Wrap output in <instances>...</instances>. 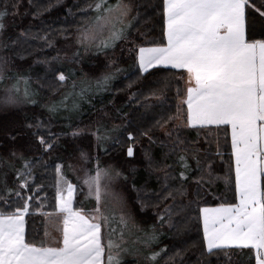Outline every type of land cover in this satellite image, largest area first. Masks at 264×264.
Masks as SVG:
<instances>
[{"label":"snow or ice","instance_id":"snow-or-ice-1","mask_svg":"<svg viewBox=\"0 0 264 264\" xmlns=\"http://www.w3.org/2000/svg\"><path fill=\"white\" fill-rule=\"evenodd\" d=\"M19 7L17 0L0 5V53H3L0 55V84L5 79L13 81L2 89L0 110L18 107L21 103H36L34 97L38 92L31 89L32 76L24 75V69L15 64L16 58H25L17 48L23 49L28 38H42L51 46L46 36L26 32H21L14 39L10 36L5 39V21L10 13L15 15L13 10ZM158 8L163 20V37L167 41L163 46H143L131 38L130 29L137 17L132 16V5L123 3V0L114 7L107 0H93L88 9H81L82 12H94L95 16L78 36L79 43L87 50L107 30L108 37L96 44L98 50L115 47L117 41H126L130 45L129 51L136 52L135 59L141 73L163 67L179 70L181 77L187 74L186 89L177 106L176 116L158 120L153 125V128L165 129L168 123L181 121L166 129V139L152 135L153 128L142 130L138 135H128V140L133 142L126 149L129 158L136 155L135 144L142 137L147 138L149 147L141 149L145 171L160 183V189L151 193L146 185L137 187L133 183L139 210L157 209L160 227L167 225L177 233L189 231L193 221L197 224L202 221V243L194 241L191 245L201 249L195 264H213L211 257L218 258L222 252L231 260L229 249H248L249 253L254 250L255 264H264V0H160ZM69 14H72L71 9ZM53 60L63 63L58 56ZM78 60L79 53L72 57V63ZM37 63L49 67L44 76L36 77V82L43 88L45 84L42 81H47V87L53 92L59 91L75 75L66 74L62 67L52 68L46 59L37 60ZM12 68L15 71L6 76ZM113 76V73L104 75L97 82L98 87L106 86ZM63 105V100L45 105L50 118ZM183 105H186V114ZM76 107L73 105L74 109ZM42 126V121H25L24 124V127L36 130L31 133L35 137V145L31 146L50 153L64 133H52L50 128L43 132L40 130ZM211 126L216 129L223 126L225 137L230 129L231 155L235 159L234 194L238 200V203H221L214 208L200 206L202 190L213 182L212 162L207 155L201 156V148L194 146L199 141L183 139L179 131L181 127L208 128L211 131ZM82 133L79 128L70 131L73 138L80 137ZM98 133L99 129L92 134L99 140L102 137ZM18 135H24V132H14L11 139L15 141ZM217 144L216 156L219 157L222 155L219 140ZM153 145H159L163 152L159 160L153 155ZM172 157L179 161L182 169L178 175L171 170L173 165L167 164ZM190 160L195 161V170L199 172L194 194L185 183L189 181L188 173L193 168ZM79 163L84 175L78 177L76 185L62 172L63 164L56 166L58 179L54 209L41 213L55 218L49 220L52 231L46 227L43 238L37 233L26 239L25 217L29 215L30 202L34 198L30 193L33 188L38 189L34 181L29 182L35 161L23 151H11L6 167L14 171L16 183L14 189L6 181L0 185V264H123L122 253L129 251L123 247V231L118 240L114 238L116 229L111 228V223L115 217L105 215L102 204L108 198L120 205L125 201L120 193L110 189L109 184H101V178L109 182H127L134 180L135 170L128 176L116 169L101 168L97 159L95 175H92L88 167L92 157L83 151L79 154ZM67 167L76 170L74 164ZM85 187L87 192L83 191ZM229 187L231 190V185ZM78 188L85 200H95L90 212L83 210V202L74 207ZM119 219L127 227L126 215L122 214ZM105 226L109 228L107 242L102 233ZM53 231L60 235L53 236ZM156 240L157 229L153 226L151 231L145 232L143 240L144 247L149 249L143 254L146 264H160L163 259L161 253L153 248ZM185 251L186 248L175 255L180 257ZM180 264H192V261L181 260Z\"/></svg>","mask_w":264,"mask_h":264},{"label":"trees","instance_id":"trees-1","mask_svg":"<svg viewBox=\"0 0 264 264\" xmlns=\"http://www.w3.org/2000/svg\"><path fill=\"white\" fill-rule=\"evenodd\" d=\"M133 7L132 16L134 27L130 29L131 38L137 44L143 46H163L166 39L163 37V20L160 15L158 5L160 0H124ZM93 0H17L20 4L15 15L9 14L5 23L7 32L5 39L18 37L21 32L38 34L44 39L28 38L22 51L24 59H15V64L24 69V75H31V89L38 92L34 97L35 104L22 103L20 107L10 109L0 113V185L6 181L10 188H15L16 175L13 170L6 167L11 151L13 149L23 151L29 159H34L35 170L29 182L33 181L38 185L33 188L30 194L33 200L30 202L32 207L29 215L25 217V235L29 239L39 233V237H44L47 227L46 216L41 213L52 212L55 205L56 181L58 174L56 166L63 164L62 172L66 178L74 185L76 179L68 173V164L77 165L81 151L88 153L92 157V163L99 160L100 166L112 165L118 171L131 176L134 169V180L125 182L120 180V187L125 195L133 219L141 224L145 230L138 232L139 244H141L142 254L148 252V248H143L145 232L151 231L153 226L157 229V240L153 248L160 252L163 259L160 264H180L181 260L187 262L189 259L195 264L199 256L200 248L191 247L194 241L201 242L203 238L201 222L197 224L193 221L189 231L177 233L167 225L160 227L157 219V209L149 207L140 211V205L136 202L137 193L132 189L133 183L139 187L146 185L151 193L153 190L160 189V183L155 176L149 177L145 171L143 154L141 149L148 148L149 143L146 137H142L140 142L135 144L136 155L129 158L126 155L127 146L132 145L128 140L129 133L138 135L142 130L153 128L158 120L167 119L169 116H176L177 106L181 103V98L185 92L184 76H180L179 70L170 68H153L148 73L139 71L138 62L135 59L136 52L129 51L130 45L126 41H117L115 47L106 50H96L88 55H82V49H76L79 53V60L72 63L71 56L62 57L71 52L73 38L80 33V30L91 22L95 16L94 12H82L81 9H88V5ZM11 3V0H0V5ZM69 9L72 14H69ZM39 15H37V11ZM24 40L25 37H20ZM60 57L63 63H57L53 57ZM48 60L52 68H63L66 74L74 76L65 83L59 91L53 92L47 87V81L43 88L36 82V77L44 76L49 65L37 63V60ZM119 69V71H117ZM15 69L12 68L10 75ZM113 73V78L104 87H98L97 82L104 75ZM50 79V73L49 77ZM73 81L76 87L73 88ZM9 82L13 83L12 80ZM58 84L59 82L56 81ZM82 89L85 91L82 93ZM74 92H79L80 97L76 98ZM178 92L180 95H178ZM72 94L74 102L70 107L62 108L55 115L50 114L45 105L59 103L66 95ZM76 105V109L73 108ZM186 114V105H183ZM25 121L43 122L40 129L47 132L50 128L52 133H64L57 141L54 151L45 152L42 148L37 150L35 137L31 135L35 129L24 127ZM181 121H173L166 125L165 129L153 128L152 135L160 139H166L165 131ZM71 126V128H70ZM79 128L83 130L80 137L73 138L70 134L71 129ZM89 130L96 131L102 137L97 140ZM212 130L192 129L181 127L179 129L183 139L190 142L199 141L195 147L201 148V156L207 155L212 162L213 182L207 185L206 190L201 192V207H217L221 203L234 204L237 199L234 194V163L231 155L230 130L225 137L223 126ZM22 130L24 135H18L13 141L11 136L14 132ZM227 139V143H225ZM217 140H219V150L221 156H216L218 150ZM152 152L157 160L161 159L163 152L159 145H153ZM193 168L188 173L189 191L195 193V180L199 172L195 170V161L190 160ZM167 164L173 165L172 171L178 175L182 170L179 161L172 157L167 160ZM20 164L17 162V167ZM156 175L162 176V173ZM229 185H231V190ZM83 194L79 188L77 190L74 207L83 201ZM15 199V197H12ZM42 205V206H39ZM85 211V210H84ZM196 213H193L195 216ZM140 247V246H139ZM187 249L180 257L175 255L182 249ZM162 250H166L162 251ZM231 255L225 253L217 257H211L213 264H255L253 250L249 253L248 249H229ZM249 254L252 259L249 260ZM169 257H172L169 259ZM144 259V258H143ZM145 263V260H144ZM123 264H141L135 258L123 260Z\"/></svg>","mask_w":264,"mask_h":264},{"label":"rangeland","instance_id":"rangeland-1","mask_svg":"<svg viewBox=\"0 0 264 264\" xmlns=\"http://www.w3.org/2000/svg\"><path fill=\"white\" fill-rule=\"evenodd\" d=\"M118 2H120V0H107V3L109 5H111V6H113V7ZM123 3L129 4L128 2H125L124 0H123ZM119 27H120V25L117 24V28H119ZM79 34L80 33H78L72 40L71 52L68 53V54L66 53L65 55L62 56V57H64V59L68 58L70 56L72 58L76 54V51H75L76 49H82V55H88V53H92L93 51H96L97 50L96 44H99L101 39H106L108 37V35H109L108 31L105 30L103 35L97 38L95 44L89 46L87 48V50H85V46L80 44L79 41H78ZM2 54L3 53H0V55H2ZM11 84L12 83L9 82V79H5L4 82L2 84H0V94H2V89L5 86H10ZM21 88L23 89V85H21ZM74 95H75L76 98L80 97L79 92H74ZM66 96H67V99H65V97L63 98L64 105L59 110H61L62 108L64 109V108L70 107L72 105V103L74 102V100L72 99V94H69V95H66ZM21 105H23V104L21 103L18 107H20ZM14 108H16V107H14ZM10 109H13V108H9V109H6V110H0V113H4V112H6V111H8ZM89 129L90 128H87V130L90 133L95 132V131L92 132ZM94 138L97 139V136L94 135ZM75 166H76V170L73 171L72 169H68V173L71 174L76 179V181L78 183V177L82 178L84 173L80 170L81 169L80 163H78ZM88 167H90L91 170H92L91 174L95 175V169L97 167V163H94V164L91 163ZM100 167L104 168V169H108V168L115 169L112 165H105V166L103 165V166H100ZM80 182L82 183V179H81ZM120 183H121L120 180L119 181H111V182H109L106 178H103V177L101 178V184H109L110 189L112 191H114V192L120 193L123 196L124 201H125L124 205H120V204L116 203L114 200H112L111 198H108L102 204V209H103V212H104L105 215H109V216H114L115 217L114 221L111 223V228L116 229V234H115L114 238L118 240L119 237H120L121 230L123 231V235H124L123 247L128 249L129 251L122 253V259L125 260V259H129V258H135L141 264H146V261L144 263V259H143L144 258V255L142 254L143 250H142V252H140L141 244H139V238H138V232H140L142 230L144 231L145 228L141 224H139L138 222H136L133 219V217H132V215L130 213V210H129V206H128L127 202H126L123 190L120 187ZM83 191L87 192V188L85 187L83 189ZM82 199L84 201L83 202V206H84L83 210H85V212H90V210L92 209V207L96 203L95 200L94 199L85 200L84 197ZM122 214L126 215V217L128 219L127 227H125L123 224L120 223V219L119 218H120V216ZM50 219H55V218L52 217ZM46 224H47V226H49L48 229L52 228V226L49 224V221ZM102 233H103V237H104L105 242H107L108 235H109L108 226H105L102 229ZM143 248H144V245H143L142 249Z\"/></svg>","mask_w":264,"mask_h":264},{"label":"crops","instance_id":"crops-1","mask_svg":"<svg viewBox=\"0 0 264 264\" xmlns=\"http://www.w3.org/2000/svg\"><path fill=\"white\" fill-rule=\"evenodd\" d=\"M166 43H167V41H166ZM186 80H187V74L185 73L184 74V81H185V88H186ZM213 127H215V126H213ZM230 130V129H229ZM230 141H231V132H230ZM233 163H234V177H235V159H234V157H233ZM236 203H238V200L236 201ZM218 207V206H217ZM214 208V207H213ZM49 219H50V217H46V223L49 221ZM47 225V224H46ZM201 225H202V221H201ZM47 227H49V226H47ZM50 231H52V228L51 229H49ZM202 233H203V225H202ZM52 235L53 236H59L60 234L59 233H57V232H52ZM253 252H254V250H253ZM254 255H255V252H254Z\"/></svg>","mask_w":264,"mask_h":264}]
</instances>
